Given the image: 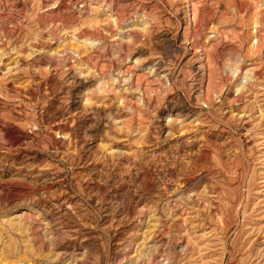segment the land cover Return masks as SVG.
Wrapping results in <instances>:
<instances>
[{"label":"rangeland","instance_id":"374dc122","mask_svg":"<svg viewBox=\"0 0 264 264\" xmlns=\"http://www.w3.org/2000/svg\"><path fill=\"white\" fill-rule=\"evenodd\" d=\"M263 94L264 0H0V264H264Z\"/></svg>","mask_w":264,"mask_h":264},{"label":"bare ground","instance_id":"6f19581e","mask_svg":"<svg viewBox=\"0 0 264 264\" xmlns=\"http://www.w3.org/2000/svg\"><path fill=\"white\" fill-rule=\"evenodd\" d=\"M195 49H197V48H195ZM193 50H194V48H193ZM197 51H198V49H197ZM199 52V51H198ZM193 55H195V53L193 52L192 53ZM199 58L200 59H198L199 61L201 60V57L199 56ZM264 95V94H263ZM257 111L259 112V116L260 117H262V116H264V112H263V110H262V108H261V106L260 105H258V108H257ZM245 115V114H244ZM248 115H251V114H248ZM264 148V147H263ZM147 228V227H146ZM160 228V227H159Z\"/></svg>","mask_w":264,"mask_h":264}]
</instances>
